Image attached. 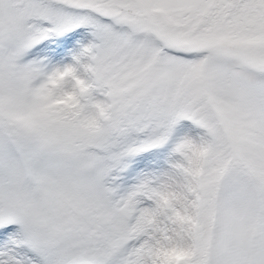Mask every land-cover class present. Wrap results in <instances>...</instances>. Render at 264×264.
Here are the masks:
<instances>
[{"label":"snow or ice","instance_id":"obj_1","mask_svg":"<svg viewBox=\"0 0 264 264\" xmlns=\"http://www.w3.org/2000/svg\"><path fill=\"white\" fill-rule=\"evenodd\" d=\"M0 264H264V0H0Z\"/></svg>","mask_w":264,"mask_h":264}]
</instances>
